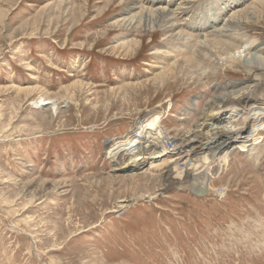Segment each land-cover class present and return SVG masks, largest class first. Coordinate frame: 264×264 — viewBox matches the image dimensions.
<instances>
[{
  "label": "rangeland",
  "instance_id": "374dc122",
  "mask_svg": "<svg viewBox=\"0 0 264 264\" xmlns=\"http://www.w3.org/2000/svg\"><path fill=\"white\" fill-rule=\"evenodd\" d=\"M209 35L264 58V0H0V264H264V140L229 150L217 180L205 170L215 157L196 156L211 187L195 183L199 194L181 166L149 167L171 151L127 169L109 156L143 128L158 135L154 116L180 137L218 98L264 81L253 63L199 55ZM174 47L201 62L195 77L155 79Z\"/></svg>",
  "mask_w": 264,
  "mask_h": 264
},
{
  "label": "bare ground",
  "instance_id": "6f19581e",
  "mask_svg": "<svg viewBox=\"0 0 264 264\" xmlns=\"http://www.w3.org/2000/svg\"><path fill=\"white\" fill-rule=\"evenodd\" d=\"M150 12H153V11H150ZM162 13H166L167 18H169L167 12L162 10ZM148 17H149V15H148ZM148 17H147V20H148ZM129 23L131 24V22H129ZM164 24H165V22H164ZM224 24H227V22ZM227 26H229V25L227 24ZM166 27L167 26H165V29H167ZM230 27H226L225 29L228 30ZM161 28H162V26H161ZM234 29L236 31V27ZM162 31H163V29H162ZM214 31L215 30H213L210 33H213ZM204 34H207V33L205 32ZM166 35H168V34H166ZM231 35H234V34H231ZM183 36L186 37L185 41L188 42V44H189L188 46H190L189 42L192 41V38L190 36L189 37L186 36V34ZM225 36H226V34H225ZM226 39L227 38H225V42H224V41H222L223 39L219 40L218 38H213L210 35L204 37L203 40L205 42L206 48L203 49L202 52L199 51L198 54L199 55L204 54L206 52V49L208 50L207 51V54H208V52L212 49V50L217 51L215 57H216V59L217 58L219 59L218 63H219V65H222L223 67H225L224 66L225 64L229 65L231 63V65H232L233 61L234 62L238 61V62H241L245 65H247V64L249 65V63H251V64L253 63L259 69L262 68L264 70V58L257 57L252 52L249 53L251 43L246 42L242 46L240 45L241 46L240 49L234 48L235 51H232V50H231V52L228 51L229 54L227 55L228 52L226 53V48L231 47L233 45L231 44V41H232L231 38H230L231 39L230 41H228ZM169 40L171 41L172 39H169ZM247 40H249V38ZM130 42H132V41H130ZM238 42H240V41H238ZM230 44H231V46H230ZM173 45L177 46V45H179V43L176 42V43H173ZM197 45H199V44H197ZM118 47H120V46H118ZM199 47H201V46H198V49H199ZM122 48L123 47H121V49ZM169 49H171V48H169ZM174 49H175V51H174L175 53L177 51H181L180 48L174 47ZM252 49H253V45H252ZM228 50H230V49L228 48ZM214 53H213V56H214ZM196 59H198V58H196ZM166 60H168V62L171 63L170 68H166V67L163 68L164 69L163 73L157 75L155 77V79H159L163 76L168 75V73H170L172 70H179L181 73L183 71H187L186 72L187 75L188 74L190 75V76L188 75L187 77H190V78L195 77L193 73L195 72V70L196 71L199 70L200 63H201L200 62L199 65H196L195 60L192 59L190 57V55H185V54L183 57L181 56L179 58L176 56H173V57L171 56V58L166 56L164 61H166ZM208 60L212 61V59H210V58H208ZM194 62H195V64H194ZM216 62H217V60H216ZM212 63H215V62H212ZM196 66L198 67V69H196L197 68ZM210 66H212V65H210ZM202 67H204V62H203V65L201 66L200 69H202L201 72L203 74H206V72H208V68L203 69ZM173 76H174V74H173ZM153 81H155V80H153ZM252 89L253 90L250 92V94L247 91H245V89L244 90L242 89V91L238 90L239 92H237V94H235V92H234V94L231 93L232 95L228 96L225 94V95L221 96L220 98H218V100L216 102H214L213 104L210 105V107H208V111H206V113L204 114V117L202 118V124L194 126L192 131L190 130L188 132V134H183L180 137L172 138L169 135H168L169 137H167V136L165 137V135H163L161 130L158 129L159 127L156 126V124H155L158 120V116H156V117L154 116V118L156 120H154L152 122V127H154L157 130L158 135H154V133L152 131H149V127L143 128L142 131L139 128L141 133L139 134L137 139H135V141H133L130 144V142H128V139H127V144H126L127 146H124L125 144L122 145L121 142H117V143L111 145L110 149L112 151H117V152L111 153L110 155L109 154L108 155L110 156L112 161H114L115 163L124 162L126 160L125 161L126 163H124V166H123L126 169L128 167L130 168V167L136 166V165L142 166V164H144V163H142L143 161H148V160H152V159L155 161V159L162 158L166 154L168 155V153H167L168 151H166V148L164 147V143H163V141H166V138H167V140L169 142H171L170 143L171 144V150L170 151L172 153V157L169 159V161H167L165 163H163V162L162 163H152L151 165H149V167L151 166V168H152L154 166H157V167L163 166V167L167 168V170H171L172 172H174L175 168H178L179 166H181L183 168V170L185 169V173L189 172L190 177L193 179V181L191 182V183H194V185H191V187L193 186V189H191L192 192H194L195 194L202 193V192H199L201 189H206V188H211V187L208 186L209 181L206 182L207 178L202 183H199L198 182V180L200 181V179H198L199 175L193 174L194 171H196V170H194L193 167H191V164H193V161L196 160V158H197L196 156H198L199 154H202V153H207V155L203 156V158H202L203 162L206 161L210 157H215L213 160L209 159V164H211V166L208 167L209 169L206 168L205 170H207V171L210 170V177L213 175L215 176V177H212L210 180H217L220 177L219 175L221 174L220 173L221 167H223V169L224 168L226 169L228 166V162L230 160V156L228 155L229 150L235 149V150H238L239 153H242V154L247 153L248 147H250V143H252L253 146H256V145L262 143V141L264 140L261 138L262 137L261 133L264 132V81L262 80L258 85L253 86ZM35 91L36 90H27V91L23 90L22 92L33 93ZM38 99L40 100L41 103H45L44 104L45 106H43V107H46L49 105V107L47 108L49 110L48 111L49 115L50 114L53 115V113L57 112L58 106H57V102L55 100H47L45 98H41L40 96ZM213 118L216 119V123H221V124H217V126L213 125L210 128L211 132L208 133L207 135L203 136L204 135V133H203L204 127L206 126L207 123L213 122L214 121ZM255 136H257L256 140L254 138ZM138 139L141 141H139ZM210 141H215L217 143H214V144L211 143L208 145L207 143ZM229 141H230V143L228 145ZM141 145L145 146V149H148V148L150 149L153 146L156 149L157 148L158 149L163 148L164 150L162 149V151H156V152H153L152 154H145L142 152L144 150V148H142V150L139 148V146H141ZM241 147H243V148H241ZM138 155L139 156L142 155V157L134 158L135 156H138ZM119 157H121V158H119ZM144 157H145V160H144ZM220 157H222V158H220ZM118 159H120L121 161H118ZM130 159H132V160H130ZM137 160H142V161L137 162ZM139 163H141V164H139ZM149 167H147V168H149ZM118 169H122V167H120ZM211 169L214 170L213 173H212ZM115 171H117V169H115ZM167 175H168L167 177H169L168 173H167ZM175 180L176 181H174V183L172 182L173 184H176L175 182H177V179L175 178ZM195 183H197V185L199 184L201 186V189H198V187L195 185ZM183 185H186V183H183Z\"/></svg>",
  "mask_w": 264,
  "mask_h": 264
},
{
  "label": "crops",
  "instance_id": "0c3cea01",
  "mask_svg": "<svg viewBox=\"0 0 264 264\" xmlns=\"http://www.w3.org/2000/svg\"><path fill=\"white\" fill-rule=\"evenodd\" d=\"M169 53H170V54L172 53V54L170 55ZM166 54H167V55H166ZM165 55L168 56L169 58H171V56H172V57H173V56H176V53H175L174 50L171 48V49H169V51H168L167 53H165ZM166 61H167V64H168L167 67L169 66L168 68H170L171 63L168 62V60H166ZM152 63H153V62H152ZM153 64H155V63H153ZM163 65L165 66V64H163ZM163 65H162V66H163ZM160 67H161V66H160ZM160 67H159V68H160ZM196 67H197V66H196ZM196 69H197V68H196ZM195 71H196V70H195Z\"/></svg>",
  "mask_w": 264,
  "mask_h": 264
},
{
  "label": "built area",
  "instance_id": "2783aa9c",
  "mask_svg": "<svg viewBox=\"0 0 264 264\" xmlns=\"http://www.w3.org/2000/svg\"><path fill=\"white\" fill-rule=\"evenodd\" d=\"M164 142H168L167 138H166V141H164ZM168 144H169V148L165 147V148H166V151H170V149H171V144H170V142H168Z\"/></svg>",
  "mask_w": 264,
  "mask_h": 264
}]
</instances>
